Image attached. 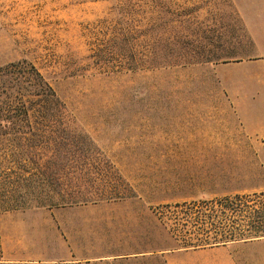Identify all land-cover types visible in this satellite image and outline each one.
<instances>
[{"label":"rangeland","instance_id":"1","mask_svg":"<svg viewBox=\"0 0 264 264\" xmlns=\"http://www.w3.org/2000/svg\"><path fill=\"white\" fill-rule=\"evenodd\" d=\"M118 30L139 56L217 60L100 72ZM20 60L93 140L86 162L115 176L97 175L91 195L121 198L0 210V264H209L154 210L264 191V0H0V66ZM12 159L0 150V199ZM233 245L240 264H264V245Z\"/></svg>","mask_w":264,"mask_h":264},{"label":"trees","instance_id":"2","mask_svg":"<svg viewBox=\"0 0 264 264\" xmlns=\"http://www.w3.org/2000/svg\"><path fill=\"white\" fill-rule=\"evenodd\" d=\"M130 37L127 30H118L98 50L112 58L105 61L108 69L100 72H133L217 60L210 53L190 55L185 62L179 55L139 56L126 49ZM75 130L69 125L66 103L32 62L20 60L0 66V150L9 152L16 163L7 175L8 195L0 199V210L121 198L103 192L97 198L91 195L97 175L105 180L115 176L86 162L94 159V142L88 134ZM154 212L180 249H206L264 238V191L165 203Z\"/></svg>","mask_w":264,"mask_h":264},{"label":"crops","instance_id":"3","mask_svg":"<svg viewBox=\"0 0 264 264\" xmlns=\"http://www.w3.org/2000/svg\"><path fill=\"white\" fill-rule=\"evenodd\" d=\"M256 85L264 87V79L258 82ZM261 242L262 240H253L249 242H235V243H229L227 245H222V246H216V247H211V248H206V249H198V250H195L194 253L195 254H207L209 257H212L211 259L208 260L209 264H240L237 257L234 255V252H233L234 245L233 244L243 243L245 246L251 247V246H258L261 244L264 245V243H261ZM136 257L139 258L140 256H136ZM262 257L263 256H260L257 259L264 260V258ZM181 258L182 257H180L179 255L169 256L168 264H185V261L186 260L188 261L189 258L191 259L192 257L186 256L184 260L183 258L182 259Z\"/></svg>","mask_w":264,"mask_h":264}]
</instances>
